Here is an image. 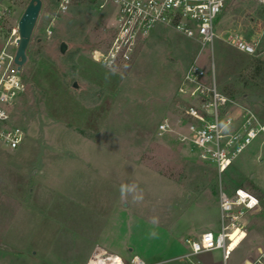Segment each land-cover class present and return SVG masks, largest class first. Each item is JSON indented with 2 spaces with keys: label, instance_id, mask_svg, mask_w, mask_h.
Instances as JSON below:
<instances>
[{
  "label": "rangeland",
  "instance_id": "rangeland-1",
  "mask_svg": "<svg viewBox=\"0 0 264 264\" xmlns=\"http://www.w3.org/2000/svg\"><path fill=\"white\" fill-rule=\"evenodd\" d=\"M42 1L22 69L28 89L14 109L25 138L15 151L0 145V264H88L96 248L126 262L137 255L148 264H237L246 257L264 264L263 138L220 177L176 133L158 134L165 120L178 130L187 102L178 89L199 57L235 103L231 115L247 109L264 119V5L227 0L213 48L159 28L139 40L130 61L109 69L92 55L114 37L112 2L74 0L63 13L56 0ZM29 2L0 0L11 10L0 50L17 52L11 32ZM235 38L253 44L256 55L238 51ZM221 188H243L260 201L247 215L244 243L225 263L217 254L185 258L187 237L194 240L186 233L220 227Z\"/></svg>",
  "mask_w": 264,
  "mask_h": 264
},
{
  "label": "built area",
  "instance_id": "built-area-1",
  "mask_svg": "<svg viewBox=\"0 0 264 264\" xmlns=\"http://www.w3.org/2000/svg\"><path fill=\"white\" fill-rule=\"evenodd\" d=\"M74 0H56L60 12H67ZM116 9L115 34L104 52H94L92 59L106 68L114 69L131 60L140 39L159 28L172 29L201 48L212 47L216 39L215 24L223 13L227 0H110ZM264 5V0H255ZM0 5V33L4 20L10 14ZM13 46L17 47L18 28L11 32ZM235 48L247 55H256L253 44L235 38ZM6 45L0 50V145L15 151L25 138L22 128L14 122V109L28 86L22 70L15 64L16 53ZM264 55V52H263ZM200 58V57H199ZM199 58L185 71L179 94L187 99L178 121V130L168 121L158 127V134L176 133L183 144L197 149L200 158L214 163L222 177L260 138L264 142V119L244 109L239 116L231 115L235 103L223 94L216 82L214 69L211 76L199 63ZM259 199L243 188L231 194L221 188L219 208L221 231L215 235L204 233L197 240H187L191 256L222 250L228 259L232 251L233 235L239 246L246 238V218L259 208ZM88 264H148L135 255L128 262L123 258L96 248ZM191 264H201L200 262ZM243 264H254L246 261Z\"/></svg>",
  "mask_w": 264,
  "mask_h": 264
},
{
  "label": "water",
  "instance_id": "water-1",
  "mask_svg": "<svg viewBox=\"0 0 264 264\" xmlns=\"http://www.w3.org/2000/svg\"><path fill=\"white\" fill-rule=\"evenodd\" d=\"M42 8V0H30L18 23L19 39L17 40L15 64L18 66L19 70H22L28 61L27 50L31 43L34 29L36 27ZM66 51L67 45L65 43H62L61 53L65 54ZM75 87H77V84L75 85Z\"/></svg>",
  "mask_w": 264,
  "mask_h": 264
},
{
  "label": "crops",
  "instance_id": "crops-1",
  "mask_svg": "<svg viewBox=\"0 0 264 264\" xmlns=\"http://www.w3.org/2000/svg\"><path fill=\"white\" fill-rule=\"evenodd\" d=\"M215 204L217 205L216 207H217V210H218V217H219V219H220V222H221V215H220V208H219V196H218V199H217V201H215ZM257 210H258V208H257ZM256 210V211H257ZM255 212V211H254ZM251 213H253V212H251ZM250 214V213H249ZM246 222H247V218H246ZM248 224V223H247ZM247 224H246V227H247ZM221 231V223H220V227H219V223H217V224H214V223H210V224H207V225H203L202 227H200V228H197V229H195V230H192V231H190V233H184L186 236H192V238H194V240H197L198 238H200L201 236H202V234H204V233H208V232H211V233H213V234H215V235H217V234H219V232ZM246 233H247V228H246ZM183 234V235H184ZM184 237V236H183ZM247 237V236H246ZM188 238V240H190L191 239V237H187ZM237 238V237H236ZM235 238V239H236ZM246 239V238H245ZM245 239L242 241V243L239 245V246H237L233 251H232V253H231V255L228 257V259H225L224 258V253H223V251L222 250H215V251H213V252H210V253H206V255H218L219 256V260L220 261H223L224 263L225 262H227V261H229L231 258H232V256H234L236 253H237V251L240 249V247L242 246V244L244 243V241H245ZM116 255V254H115ZM118 256V255H117ZM135 256V255H134ZM192 258V256H191V254H190V256L189 255H186L185 256V258ZM122 258V257H121ZM123 259H124V257H123ZM125 260V259H124ZM156 261H158L157 263H159V262H163V263H165L164 261H161V260H159V259H157ZM246 261H249V262H252V263H254L255 264V261L253 260V258H251V257H246V258H244V259H242L241 261H239L237 264H243V263H245Z\"/></svg>",
  "mask_w": 264,
  "mask_h": 264
},
{
  "label": "bare ground",
  "instance_id": "bare-ground-1",
  "mask_svg": "<svg viewBox=\"0 0 264 264\" xmlns=\"http://www.w3.org/2000/svg\"><path fill=\"white\" fill-rule=\"evenodd\" d=\"M236 237H237V235H233L232 240H233L234 238H236Z\"/></svg>",
  "mask_w": 264,
  "mask_h": 264
},
{
  "label": "trees",
  "instance_id": "trees-1",
  "mask_svg": "<svg viewBox=\"0 0 264 264\" xmlns=\"http://www.w3.org/2000/svg\"><path fill=\"white\" fill-rule=\"evenodd\" d=\"M29 48H30V45H29ZM29 48H28V49H29ZM27 51H28V50H27Z\"/></svg>",
  "mask_w": 264,
  "mask_h": 264
}]
</instances>
